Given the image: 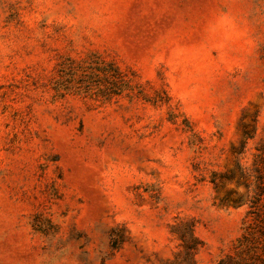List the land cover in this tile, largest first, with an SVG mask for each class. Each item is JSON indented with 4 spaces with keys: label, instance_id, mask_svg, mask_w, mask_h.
<instances>
[{
    "label": "rangeland",
    "instance_id": "rangeland-1",
    "mask_svg": "<svg viewBox=\"0 0 264 264\" xmlns=\"http://www.w3.org/2000/svg\"><path fill=\"white\" fill-rule=\"evenodd\" d=\"M261 181L264 0H0V264H217Z\"/></svg>",
    "mask_w": 264,
    "mask_h": 264
},
{
    "label": "trees",
    "instance_id": "trees-1",
    "mask_svg": "<svg viewBox=\"0 0 264 264\" xmlns=\"http://www.w3.org/2000/svg\"><path fill=\"white\" fill-rule=\"evenodd\" d=\"M187 229L188 236L179 232L180 250L175 260L165 264H197L195 253L201 240L193 224H188ZM217 264H264V181L260 182L251 199L240 235L219 257Z\"/></svg>",
    "mask_w": 264,
    "mask_h": 264
}]
</instances>
